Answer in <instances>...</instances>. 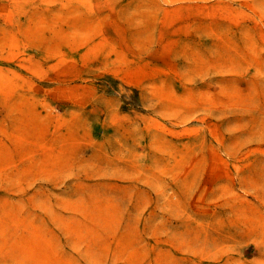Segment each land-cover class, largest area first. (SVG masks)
Listing matches in <instances>:
<instances>
[{
	"label": "rangeland",
	"instance_id": "374dc122",
	"mask_svg": "<svg viewBox=\"0 0 264 264\" xmlns=\"http://www.w3.org/2000/svg\"><path fill=\"white\" fill-rule=\"evenodd\" d=\"M0 264H264V0H0Z\"/></svg>",
	"mask_w": 264,
	"mask_h": 264
}]
</instances>
